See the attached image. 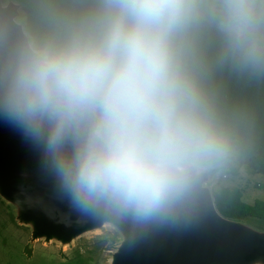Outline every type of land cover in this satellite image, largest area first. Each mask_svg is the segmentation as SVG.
<instances>
[{"label": "clouds", "instance_id": "1", "mask_svg": "<svg viewBox=\"0 0 264 264\" xmlns=\"http://www.w3.org/2000/svg\"><path fill=\"white\" fill-rule=\"evenodd\" d=\"M201 0H100L59 41L6 70L10 116L44 144L59 190L84 215L147 224L172 214L194 177L230 151L182 70L176 37ZM220 28L247 54L264 26L257 0H218Z\"/></svg>", "mask_w": 264, "mask_h": 264}, {"label": "water", "instance_id": "2", "mask_svg": "<svg viewBox=\"0 0 264 264\" xmlns=\"http://www.w3.org/2000/svg\"><path fill=\"white\" fill-rule=\"evenodd\" d=\"M21 5L0 0V82L31 44L17 19ZM213 168L198 173L186 200L162 220L134 223L77 211L58 187L42 141L13 119L0 95V199L29 241L70 245L78 237L111 226L120 235L108 264H264V230L223 216L208 185Z\"/></svg>", "mask_w": 264, "mask_h": 264}, {"label": "trees", "instance_id": "3", "mask_svg": "<svg viewBox=\"0 0 264 264\" xmlns=\"http://www.w3.org/2000/svg\"><path fill=\"white\" fill-rule=\"evenodd\" d=\"M17 1L32 46L61 40L91 18L100 3V0ZM257 7L264 9V0H257ZM217 9L218 0H201L203 18H194L178 34L177 55L204 111L224 131L230 149L243 154L258 152L255 160L264 173V26L255 34L257 51L247 54L217 26L220 22ZM213 169L216 173L217 169ZM212 193L218 211L225 217L238 219L229 189ZM251 209L245 206V210Z\"/></svg>", "mask_w": 264, "mask_h": 264}, {"label": "rangeland", "instance_id": "4", "mask_svg": "<svg viewBox=\"0 0 264 264\" xmlns=\"http://www.w3.org/2000/svg\"><path fill=\"white\" fill-rule=\"evenodd\" d=\"M2 1L6 4L10 0ZM195 18H203V15L200 13ZM17 20L24 24V18ZM257 155L256 151L243 154L230 149L221 161L206 167L217 169L206 185L216 193L229 189V199L233 201L238 216L235 218L264 230V173L255 160ZM245 206L252 209L245 210ZM14 214V206L0 199V264H108L120 242L119 233L111 226H105L64 247L54 242L46 244L42 240L32 245L28 229L18 225Z\"/></svg>", "mask_w": 264, "mask_h": 264}]
</instances>
